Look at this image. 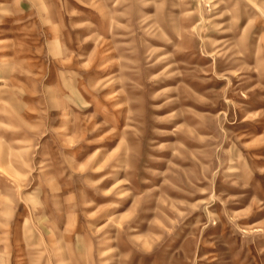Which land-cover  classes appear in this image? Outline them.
Returning <instances> with one entry per match:
<instances>
[{
  "label": "rangeland",
  "instance_id": "1",
  "mask_svg": "<svg viewBox=\"0 0 264 264\" xmlns=\"http://www.w3.org/2000/svg\"><path fill=\"white\" fill-rule=\"evenodd\" d=\"M0 264H264V0H0Z\"/></svg>",
  "mask_w": 264,
  "mask_h": 264
}]
</instances>
